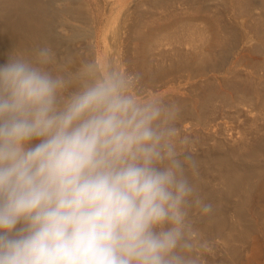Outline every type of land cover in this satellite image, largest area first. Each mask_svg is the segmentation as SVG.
Listing matches in <instances>:
<instances>
[{
  "label": "clouds",
  "instance_id": "clouds-1",
  "mask_svg": "<svg viewBox=\"0 0 264 264\" xmlns=\"http://www.w3.org/2000/svg\"><path fill=\"white\" fill-rule=\"evenodd\" d=\"M51 45L0 64V264H201L180 108ZM139 81V74L135 75Z\"/></svg>",
  "mask_w": 264,
  "mask_h": 264
},
{
  "label": "bare ground",
  "instance_id": "bare-ground-1",
  "mask_svg": "<svg viewBox=\"0 0 264 264\" xmlns=\"http://www.w3.org/2000/svg\"><path fill=\"white\" fill-rule=\"evenodd\" d=\"M102 4L110 8L111 12L113 11L108 19L103 16ZM214 24L219 34H215L216 38L213 36L211 38L220 43L222 48L220 51L223 53L220 56L224 55L222 58L225 60V64L231 63L230 67L233 69L231 72L239 69L238 66L235 67L237 63L241 65L246 60L250 63L252 59L254 60L252 57L257 54H261V57L264 56L262 55L264 54V0H0V64L6 62L10 53L23 51L26 54H31L36 46L47 43L52 46L58 58L71 56L75 60L73 69L79 66L80 61L94 59L102 69L111 66L121 73L127 72L133 82L131 90L134 91L136 89L134 87L139 86L140 90H144L143 92L148 94V98L153 97L152 94L155 93V88L158 89L159 84L170 80L167 78H171L174 71L181 70L185 75H181L182 73L180 75L185 76L189 81L193 77H198L196 85L193 83L187 86L191 91L196 87L201 90L202 94L199 100L202 104L200 103V105L207 107L212 97L216 98L218 94L216 93L217 89L210 90L207 87V85L209 87L211 85L207 84V80L209 82L210 79V77L207 79V75L212 72L211 69L216 67L214 62H212V66H209L213 58H216L214 56L210 61L215 52L212 50L214 52L211 54L212 45L210 47V44L219 45L212 42L213 40L210 43L209 31L215 30ZM210 26L211 30H209ZM214 32L216 33V31ZM82 44L85 46L84 48H82ZM217 55L219 56V54ZM208 56L210 63L207 61ZM262 58L261 60L264 61ZM219 68V72H221L223 68L221 69L220 66ZM246 68L248 69L247 66ZM255 69L257 68L255 67ZM236 72L240 77L245 75L247 78L250 77L249 85H253L252 82L261 83V78L259 80L260 76L258 77L256 73V76H251L250 73L248 74L249 71H245L247 73ZM193 73L196 75L194 76ZM229 73H226V78L221 77L224 85L231 83L230 79L234 77L228 78L227 74L229 75ZM136 74L140 76L139 81L135 80ZM213 80L210 82L213 83ZM261 84L264 85V83ZM212 85L217 86L215 81ZM249 85L248 87H250ZM253 86L250 89H252V93L254 92L253 98L256 99L250 101L253 98L250 96L251 94H247L250 96V105L244 108V113L251 118L253 123L249 121L251 123L249 127H253L254 132L246 128L248 125L245 127L246 122L240 121L239 112H237L239 110L232 109V107H238L237 102L234 103L237 106L230 104L229 98L227 99L226 96L224 100L227 99L228 101H225L228 103L224 102L222 106H219L218 112L211 109L209 112L208 110L207 116L204 114L205 118L194 111V107L191 105L192 98H189L188 94L186 97V95L172 93L168 95V99H166L167 95L163 96L168 102L175 103L180 108L177 120L178 129L185 120H193L197 124L205 122L207 126L211 124L210 127L213 128L217 125L215 118L219 116L221 118L219 117L218 120H226V122L230 118L233 119L234 127H230L227 131V138L220 137L223 140H219L217 136L218 140L213 141L211 145L202 147L204 138L201 131H193L196 132V135L193 133L196 140L194 144L200 148L199 153L193 156L198 165V174L194 177L190 176V178L197 186L204 201L213 206L210 214L200 215L193 212L191 216V219H196L192 223L194 231L199 232L198 234L202 237H206L204 232L211 229H215L216 231L213 232H217V234L222 231L223 225L219 224L222 220L219 216L220 205L228 197L237 199L235 209L240 213L244 212L247 202L251 201L253 206L255 205L261 210L260 212L264 210V172L261 169L257 171L258 167L255 170L249 169L248 171L247 168L245 170L241 163L235 162L236 159L242 163L246 162L244 158H249L256 151L264 153V135H262L264 133L257 135L258 137L254 136L259 133L257 131L264 130V108H262L264 106L261 109L259 108L261 105L258 107V97L261 95L264 97V92H262L264 88L261 89L262 91H258ZM228 87L227 89H230ZM210 88L212 89V87ZM244 90L242 88V91ZM237 92L236 95L239 96L241 89ZM243 93L245 92H241V95ZM260 93L262 94L258 95ZM207 108L205 109L207 110ZM242 108L239 109L244 111ZM212 109L215 110V108ZM232 110L235 111L231 112ZM220 129L222 130V127ZM180 133L182 134V132ZM253 155L255 154L253 153ZM234 158H236L235 161ZM237 221L239 223L240 220ZM245 227L240 230L243 235L251 228L247 225ZM252 230L250 231L252 232ZM213 232H210L209 235ZM199 235L197 237H200ZM243 238L247 239V242H242L246 247L245 250H250L249 256L239 260L240 258L233 254L235 252L227 251V260L224 259L226 255L219 258V261H214L213 264H221L222 260H224V264H250L251 261L258 258L261 250L260 246H257L259 244L256 245L255 238H250V235L249 238L247 236ZM229 245L231 244L229 243ZM234 255L238 258V262Z\"/></svg>",
  "mask_w": 264,
  "mask_h": 264
},
{
  "label": "rangeland",
  "instance_id": "rangeland-1",
  "mask_svg": "<svg viewBox=\"0 0 264 264\" xmlns=\"http://www.w3.org/2000/svg\"><path fill=\"white\" fill-rule=\"evenodd\" d=\"M103 2V1H102ZM104 4H105V2H104ZM104 4H102L101 5V9L102 10H104V12H103V16H104V18L105 19H108L109 18V16L111 15V13L113 12H111L109 9L110 8H108V7H106ZM217 4V3H216ZM219 5V4H218ZM106 7V8H105ZM108 8V9H107ZM109 11V12H108ZM187 15V14H186ZM187 17H188V15H187ZM111 19V18H110ZM245 20L246 21H248V19H246L245 18ZM106 21V20H105ZM250 21V20H249ZM210 22H212V21H210ZM213 26V25H212ZM216 25L214 24V27L213 28H215V30L214 29H212V27L210 26V28H209V30H211L212 29V31L210 32L209 31V35H210V43H211V41L212 42H214V43H217V44H219L218 46H214V45H216V44H213V43H211L210 44V47H211V45H212V47H211V54H213V52L214 51H212V50H215V52H214V54L211 56V59H210V55L208 56V62L210 63V61L212 60V58L215 56L216 58H213V60L211 61V65H209V63H208V65L209 66H212L213 65V63L212 62H214V64H216L215 66V69H211L212 70V72L210 73H208V77H207V79L210 77V79H211V77H213L212 79H214L213 80V83H214V81H215V84L217 85V86H213L212 84L213 83H211L212 81V79L210 80L209 79V82H208V80H207V84H211L210 85V87H212V89L209 87V85H207V87L210 89V90H215V89H217V92L216 93H218L217 94V96H216V98L215 97H212V100H211V102H209V104L210 103H212V104H210V107H209V104H207V107H206V105H200V100H199V97H201V90L200 89H198V87H196V88H193V90L191 91L188 87L189 86H187V85H189V84H195L196 85V83H197V81L199 80L198 79V77L196 76V78L195 77H193V79H191L190 81L188 80V79H186L185 78V76H181V75H185V74H183L182 72H181V70H179V72L178 71H174V74H173V76H171V78H167V80L168 79H170V80H168V81H166V79H165V83H163V84H159V86H158V89L157 88H155V93H153L152 94V96L153 97H151V98H149V99H157V98H166V99H168L169 98V96L168 95H170V94H172V93H177V94H180V95H186V97L189 95V98L191 97L192 98V104L191 105H193V107H194V111L196 112V113H198V114H200L202 117L204 116V118H205V115L207 114L206 112L209 110V112H211V110L212 111H217L218 112V109L220 108L219 106H222V104H224V102H227L228 100H229V103L230 104H233L234 106L237 104L238 105V107H232V109H238L239 111H237V112H239L238 113V115H239V119H240V121H242V123H244V122H246V124H245V127L246 128H248V129H251V131L254 129L252 126V128H250L249 126H250V124L251 123H253L252 121H251V118L249 117V116H247L244 112H245V110H244V108L245 107H247L248 105H250L249 103H250V101L252 100H255L256 98H253L254 96H253V94H254V92L252 93L251 91H252V89H250V87H252L254 84H255V82H252V83H254L253 85H249L250 83H251V81L250 80H248V79H250V77H246V75L245 76H238V74H236L237 72L236 71H242L243 73L245 72V71H249L248 72V74L249 75H251V76H256V74H257V76L259 77V80H260V78H261V83H264V82H262V81H264V80H262V78H264V76H262V75H264V66H262V65H264V63H262V62H264V61H262L261 60V58L262 57H264V56H260V55H258L257 54V56L255 55L254 57H252V58H254V60L252 59V61H250V63H249V61L248 60H246V61H244V63H241V65H238L239 63H237V65L235 66V67H237L238 66V68L239 69H237L236 70V68H234L236 71H233L234 73H235V75H233L234 73L233 72H231V70H233V69H231L232 67H230V64L229 63H226L225 64V60L222 58V57H224V55H222V56H220L221 54H223L220 50H222V48H221V45H220V43L219 42H215V40L213 39V38H211L212 36L214 37V38H216L215 37V34H219V33H217V30H216V27H215ZM214 31H216V33L214 32ZM214 32V33H213ZM216 35V36H217ZM213 46H214V49H212L213 48ZM85 46H83V44H82V48H84ZM218 47V48H217ZM220 48V49H219ZM60 49H62V48H60ZM217 49H218V51H217ZM217 54H219V56L217 55ZM262 55H264V54H262ZM218 56V57H217ZM258 56H259V58H258ZM255 57H257L256 59V61H255ZM261 57V58H260ZM223 60H222V59ZM209 59H210V61H209ZM215 59H216V63H215ZM260 59V60H259ZM262 59H264V58H262ZM253 62H254V65L256 64L257 66H254V65H252L253 64ZM259 62V63H258ZM260 62H261V64H260ZM224 63V64H223ZM246 63V64H245ZM218 64H220V65H218ZM221 64H222V66H221ZM223 65H225L224 67H223ZM242 65H243V68H242ZM249 65H251V66H249ZM219 66L221 67V69H222V73L221 72H219ZM232 66V65H231ZM245 66V67H244ZM246 66L248 67V69L246 68ZM260 66V67H259ZM255 67L257 68V69H255ZM229 68H230V70H229ZM246 68V69H245ZM262 68V69H261ZM241 69V70H240ZM253 69V70H252ZM261 69V70H260ZM229 70V71H228ZM244 70V71H243ZM251 70V71H250ZM256 71V72H255ZM259 71V72H258ZM215 72V73H214ZM229 73V75L227 74V76H228V78H230V77H233V78H231L230 79V82L231 83H227V84H229L228 86L230 87V89H227V84H223V82H222V78L221 77H224V78H226V73ZM241 72V73H242ZM180 73H182L181 75H180ZM221 73V74H220ZM233 73V74H232ZM242 73V74H243ZM245 73H247V72H245ZM252 73V74H251ZM256 73V74H255ZM179 74V75H178ZM254 74V75H253ZM193 75L195 76L196 74H194L193 73ZM224 75V76H223ZM244 75V74H243ZM249 75H247V76H249ZM217 77V78H216ZM235 78H238V79H240V80H238V79H236L235 80ZM247 78V79H246ZM238 80V81H237ZM244 80V81H243ZM164 81V80H163ZM211 81V82H210ZM221 81V82H220ZM250 81V82H249ZM226 82H228V81H226ZM248 84H247V83ZM222 83V85H220ZM238 83V84H237ZM244 83V84H243ZM259 84V82H258V84L256 83L255 84V86H253V88L255 87V89H257L258 91L259 90H261L262 88H264V85H262V84ZM235 84V85H234ZM238 85V86H237ZM242 85V86H241ZM245 85H247V86H245ZM248 85L250 86V87H248ZM258 85H261V86H258ZM233 86V87H232ZM235 86V87H234ZM228 87V88H229ZM232 87V88H231ZM240 87V88H239ZM246 87V88H245ZM257 87V88H256ZM261 87V88H260ZM134 88H136V89H134V91H133V94H136V95H138V98H140V99H143L144 97H146L147 96V98L149 97L148 96V94L146 93V92H143L144 90H140L141 88L139 87V86H136V87H134ZM241 89V92H248V93H243L242 95H241V92H239L240 93V95L239 96H237L236 94L238 93L237 91L239 90V89ZM242 88H243V90H244V88H245V90L244 91H242ZM248 88V89H247ZM259 88V89H258ZM158 91H157V90ZM208 89V90H209ZM199 90V91H198ZM262 90H264V89H262ZM261 90V91H262ZM207 91V90H206ZM219 91V92H218ZM250 91V92H249ZM260 91V92H261ZM195 92V93H194ZM197 92H200L199 94L197 93ZM237 92V93H236ZM262 92H264V91H262ZM220 93V94H219ZM233 93V94H232ZM234 93H235V95H234ZM188 94V95H187ZM199 95V96H197V95ZM247 94H251L250 96H252V98L253 99H250V96L249 95H247ZM262 93H260V94H258V95H261ZM167 95V96H166ZM222 95H224L223 97H222ZM234 95V96H233ZM163 96H166V97H163ZM227 97V99H225V100H227V101H225L224 100V97ZM243 96V97H242ZM247 97L246 99H245V97ZM249 96V97H248ZM223 98V100H221L222 98ZM236 97H238L237 99H236ZM220 98V99H219ZM243 98V99H242ZM214 99V100H213ZM244 99H245V101H244ZM249 99H250V101H249ZM258 107L261 109V107L262 106H264V97H262V95L261 96H259L258 97ZM261 99V100H260ZM242 100V101H241ZM221 101H223V102H221ZM233 101V102H232ZM257 101V100H256ZM235 102H237L236 104H234ZM261 102V103H260ZM228 103V102H227ZM252 103V102H251ZM254 103H255V101H254ZM202 104V103H201ZM214 104V105H213ZM246 104V105H245ZM253 104V103H252ZM197 105V106H196ZM217 105V106H216ZM236 105V106H237ZM242 105H244V106H242ZM214 106V107H213ZM203 107H205V108H207V110L205 109V108H203ZM241 107H243L242 108V110H244V111H241V109H239V108H241ZM212 108H215V110L214 109H212ZM262 108H264V107H262ZM211 109V110H210ZM205 111V113H203L204 111ZM235 110H232L231 112H234ZM208 112V113H209ZM256 113V112H255ZM205 114V115H204ZM254 114V113H253ZM255 115V114H254ZM207 116V115H206ZM253 116V115H252ZM220 117V116H219ZM219 117H217V118H215V119H217V121H216V123H217V125H215V127H210L211 126V124H210V126H207L206 125V123L204 122V123H202V124H197L196 123V121H193V120H185L184 121V123H183V125L181 126V127H179V129H178V131H179V135H180V137H181V139H183V138H187L188 139V141H189V143L187 144V145H181V148H182V150L183 149H187L193 156L195 155V154H197V153H199V148L200 147H196V144H194V142L196 141L195 140V136H194V134L196 135V132H193L194 130H200L201 131V134H202V137L204 138V143H203V145H202V147L203 146H205V145H211L212 143H213V141H215V140H223L224 138H227V134H228V130L230 129V127H234L233 126V119H228L229 121L228 122H226V120H218V119H220ZM203 118V119H204ZM247 119H249L248 120V122H247ZM230 121H232V122H230ZM251 123H250V122ZM258 124H260V123H258ZM222 127V130L220 129ZM183 128H185V129H182ZM197 128V129H196ZM213 129V130H212ZM220 129V130H219ZM190 130H191V132H190ZM212 130V131H211ZM218 131V132H216V131ZM255 130V129H254ZM254 130H253V132H254ZM220 131V132H219ZM180 132H182V134L180 133ZM257 132H259V133H257L256 135H254V136H256V137H258L257 135H260V134H262V133H264V130H262L261 132H260V130L259 131H257ZM194 133V134H193ZM215 133V134H214ZM217 134V135H216ZM262 135H264V134H262ZM218 136V137H217ZM253 136V137H254ZM213 137V138H212ZM218 139H217V138ZM220 137H222L223 139H221ZM255 137V138H256ZM214 138H216V139H214ZM210 142V143H209ZM189 147V148H188ZM194 148V149H193ZM194 151H193V150ZM193 152V153H192ZM258 152V153H257ZM262 153L261 151H256V152H253L255 155H253V153L249 156V158L247 157V158H244V160L246 161V162H241V161H237V159L236 158H234V161H235V159H236V161L235 162H237V163H241V165L243 166V168L245 169V168H247V170L249 171V169H253V170H255V168L256 169H258L259 168V170H257V171H260V169L262 170V172H264V159H262V158H264V153H262V154H260V153ZM256 156V157H255ZM260 160H259V159ZM243 160V161H244ZM254 160V161H253ZM261 162V163H260ZM245 163V164H244ZM247 163V164H246ZM248 165V166H247ZM257 165V166H256ZM258 165H260V166H258ZM251 167H253V168H251ZM258 167V168H257ZM246 170V169H245ZM250 170V171H251ZM216 184H217V182H215ZM214 183V184H215ZM214 191V190H213ZM236 202H237V199L236 200H234V198H230V197H228L225 201H224V203L222 204V205H220V212H219V216H220V219H222V220H220V222H219V224H222L223 226L221 227V230L222 231H220V234L218 233L217 234V232H213V231H216L215 229H211L210 231H205L204 232V235L206 236V237H202V235L200 236L198 233L199 232H197V231H192V233H191V238L193 239V241L196 243V245H197V247L195 248V252L197 253V254H200L201 253V248L199 247V245L201 244V242H205L206 243V247L203 249V251H202V253H201V255H202V261H201V264H213V262L214 261H219L218 259L219 258H223V256L225 257L227 254H228V252L227 251H230V252H235V253H233V254H235V255H237V257H239L240 259L239 260H243V259H245L246 257H247V255L249 254L250 255V250L249 249H247V250H245V245H243V242H247V239L245 238H243V237H246L247 236V238H249V235H250V238H255L254 240H255V242H256V245L257 244H259V245H257L259 248H260V256L258 257V258H256L255 260H253V262L251 261V263L250 264H264V215H262V214H264V210H262V212H260L261 210L259 209V208H257V206H253V204H252V201L250 202V203H248L247 202V204H246V207H245V210H244V212H241L240 213V211L238 212V210L237 209H235V206H237V204H236ZM233 206V207H232ZM236 210V211H235ZM238 212V214H236ZM241 214V215H240ZM261 214V215H260ZM241 217V218H240ZM243 217V218H242ZM236 219V221H234ZM195 220L196 219H194L193 220V218L191 219V221H192V223H194L195 222ZM237 220H242L241 222L239 221V223H238V221ZM233 222V223H232ZM232 223V224H231ZM244 223V224H243ZM247 223V224H246ZM241 224H242V227H241ZM245 225H247V226H250L251 228L249 229V230H247V231H245L244 232V235H243V233L241 232L240 233V230L241 229H243V227H245ZM235 226V227H234ZM254 227V228H253ZM261 227V228H260ZM246 228V227H245ZM257 229V231H256V229ZM251 229H253L252 230V232L250 231ZM234 230V231H233ZM239 230V231H238ZM249 231L251 232V234H253L254 235V237H252L253 235H251L250 233H249ZM210 232H213L211 235H209L210 234ZM235 232V233H234ZM247 233V234H246ZM242 234V235H241ZM246 234V235H245ZM249 234V235H248ZM200 236V237H197V236ZM209 235V236H208ZM228 236H230V237H228ZM241 236V237H240ZM203 238V239H202ZM237 238H241L240 240L239 239H237ZM201 239H202V241H201ZM211 239V240H210ZM233 239V240H232ZM244 239V240H243ZM231 240V241H230ZM237 240H238V242H237ZM241 241V242H240ZM243 241V242H242ZM220 242H222V243H220ZM232 242V243H231ZM229 243L231 244V245H233V246H231V245H229ZM242 243V244H241ZM225 245V246H224ZM243 245V246H242ZM222 246H223V248H222ZM235 246H236V248H235ZM238 246V247H237ZM234 247V248H233ZM233 250H232V249ZM229 249V250H228ZM244 249V250H243ZM226 250V251H225ZM232 250V251H231ZM235 250V251H234ZM249 250V251H248ZM243 251V252H242ZM224 252V253H223ZM246 253V254H245ZM234 255V258H235V260L238 262L239 260H238V258L236 257ZM248 255V256H249ZM219 256V257H218ZM246 256V257H245ZM227 257H228V255L226 256V258H224L225 260H227ZM245 257V258H244ZM243 258V259H242ZM223 261L224 260H222L221 261V264H224L223 263ZM259 261V262H258Z\"/></svg>",
  "mask_w": 264,
  "mask_h": 264
}]
</instances>
